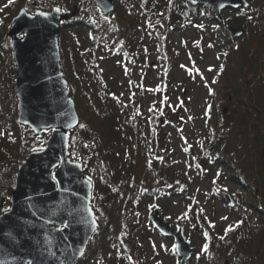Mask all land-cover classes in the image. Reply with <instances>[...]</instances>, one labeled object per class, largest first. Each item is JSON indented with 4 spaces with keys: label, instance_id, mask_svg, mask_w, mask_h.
<instances>
[{
    "label": "rangeland",
    "instance_id": "obj_1",
    "mask_svg": "<svg viewBox=\"0 0 264 264\" xmlns=\"http://www.w3.org/2000/svg\"><path fill=\"white\" fill-rule=\"evenodd\" d=\"M247 1L257 29L259 22L264 23L260 15L262 5L259 7L254 0ZM134 3L137 1H132ZM114 5L116 9L109 17L111 21L114 16L120 19L115 13L121 7L128 19L132 17L136 21L129 39L130 56L136 58V65L124 63L123 59L115 56L114 52L108 53L106 49L96 54L98 68L93 72L88 64L91 58H86L85 49L89 46L86 29L75 32L81 46L70 40L64 48L60 45L62 65L69 63L64 73L69 82L70 95L80 116V124L70 137V157L83 164L88 178L93 182L92 206L97 219L107 216L113 202H117L125 193L139 194L144 187L167 189L169 195L165 197L159 194L130 204L135 228L130 227V238L122 241L124 245H132L128 260L132 264H180L179 257L172 251L174 243L170 238L163 237L151 223V215L156 208L152 206L158 205L160 215L174 229L178 225L182 226L186 238L196 249L188 264H209L208 259H212L211 264H237V253L229 251L227 246L235 241V234H230L237 232L240 212L228 210L227 202L217 195L229 190L234 193L236 188L229 180L223 182L220 179L223 170L217 164L205 165V160L210 161V158L203 159L204 146L210 141L209 133L216 130L209 114L211 109L216 107L218 116L230 121L243 113L233 97L227 99V87L232 81L231 71L230 74L225 73V56L230 36L225 33L227 40L222 39V33L211 27L215 21H192L196 27L172 29L167 36L169 38L163 40L165 44L161 50V34L158 31L173 27V21L186 13L185 3L180 0H163L162 5L169 7L168 12H162L163 19L159 17L157 21L149 16L146 18L140 9H130L124 0H114ZM56 7L68 16L66 22L78 14L89 22L94 21L98 13L92 0H11V3L9 0H0V42L6 39L4 46L11 44L8 33L13 27V18L22 8L33 14L36 10L49 12ZM129 11H134V14L129 15ZM236 12L227 9L222 14L228 26L243 28L239 24L243 22L244 16ZM158 20L162 26L165 25L163 28L156 26ZM72 24V21L68 23L66 30L62 27L61 34L72 29ZM244 36L234 39L236 55L231 54L229 59L238 58V66L248 71L249 80L255 77L256 70L261 71L264 78V57L259 64L254 62L252 49L244 44ZM0 49L4 53L0 55V133H3L0 135V208L6 204L9 208L10 200L7 203L6 200L12 195L18 166L33 151V146L41 144V139L35 133L25 131L22 144L13 142L15 134L11 118L16 109L18 111L15 68L7 65V57L11 62L8 52L2 46ZM78 54L79 58H76ZM171 54L176 57L172 59ZM103 78L107 89L105 86L100 87ZM220 86L221 91L218 89ZM109 95L115 96V99H110ZM95 111L99 112V118L95 123L88 124L87 118ZM160 122L162 124L159 127ZM221 130L233 143L237 142V136L242 133L240 126L235 127V134L227 127ZM126 140L138 141L144 150L156 152L157 159L163 161L164 158L167 168L156 176L153 171L145 169L135 181L130 174L133 160L126 155V161H122L116 155L122 151ZM238 151L245 152L242 144ZM250 154L245 159L247 167L251 168L249 171L255 166L251 151ZM157 159L153 161L154 166L155 163L159 164ZM98 160L100 162L97 163ZM172 178L180 184L171 183ZM242 178H245L244 175ZM215 181L216 187L213 186ZM186 212L187 218L178 219ZM209 222L214 227H210ZM230 225L234 230L225 234V229ZM205 232L210 238L208 241ZM219 235H223L224 239L221 240L225 241V247L217 248V252L211 255L213 258H208L201 249L207 243L209 250L213 236L217 238ZM110 243L107 250L109 257H114L117 264H124L126 258L120 244L113 241ZM90 264L99 262L95 260Z\"/></svg>",
    "mask_w": 264,
    "mask_h": 264
},
{
    "label": "water",
    "instance_id": "obj_2",
    "mask_svg": "<svg viewBox=\"0 0 264 264\" xmlns=\"http://www.w3.org/2000/svg\"><path fill=\"white\" fill-rule=\"evenodd\" d=\"M188 1L208 7L221 25H226L223 10L248 8L250 5L247 0ZM93 2L105 16L115 10L114 0ZM221 4L225 7L221 8ZM40 13H47V16ZM66 19L61 11L37 10L30 14L22 9L12 20L13 28L8 33L12 38L16 64L18 123L29 127L41 138L45 136L46 128H56L57 131L47 139L43 151L31 152L18 167L11 212L0 214V264H26L28 260L33 264H62V261L64 264H76L99 228L91 205L93 184L87 179L83 165L72 161L69 156L70 135L78 126L80 117L61 64L59 37L61 22ZM226 30L234 38L243 34L242 29L226 27ZM22 34L24 36L19 37ZM63 189H70L71 193L78 195ZM89 210L98 225L95 232L91 230ZM64 220L72 221L71 227L63 234L57 233L55 226ZM151 221L162 235L175 240L179 246L176 253L180 264H187L196 250L187 240L183 227H179L180 231L174 230L158 208L154 210ZM46 237L55 239L49 244ZM63 237H67V242ZM81 248L84 249L82 256L77 254L74 259H68ZM126 249L128 253L132 252L130 243L126 244Z\"/></svg>",
    "mask_w": 264,
    "mask_h": 264
},
{
    "label": "trees",
    "instance_id": "obj_3",
    "mask_svg": "<svg viewBox=\"0 0 264 264\" xmlns=\"http://www.w3.org/2000/svg\"><path fill=\"white\" fill-rule=\"evenodd\" d=\"M124 1L128 4L130 9H140L141 13H143L146 18L149 16L152 20L154 19L156 21L159 17V19L162 20L164 17L162 16V12L167 13L169 8L168 6L162 5L163 0H157V2L151 0H144L145 2H141L136 0V4H132V1L135 2V0ZM180 1L187 5L185 8L186 13L183 14V16H178L177 19L173 21L172 28L167 29L165 27L167 30L163 31L162 29V31H158L159 34L164 36L162 37L160 35L159 37L161 40V50L165 44L163 43L165 42L163 40L169 38L167 36L172 29L174 30L178 27L182 28L186 26L196 27L192 21H200V23L203 19L214 21V16L208 8L200 5L194 6L186 0ZM254 2L258 4V6L262 5L260 15H262L264 22V0H254ZM129 8L127 9L129 10ZM96 9L98 10V13L94 18V21L89 22L84 16L79 14L74 18H70L67 22L65 21L62 27H64V29L67 28L68 23L72 21V29L68 32H62L60 35V45L64 48L65 43L70 40L81 46L79 39L75 37V32L86 29L89 41V46L85 49L87 51L86 58H91V60L88 61V64L93 72L97 71L98 68V63L95 58L96 54L99 51L106 49L108 53L114 52L115 56L124 60V63L135 65L137 63L135 61L136 58L132 59L130 56L129 45L131 31L136 25V21L133 20L134 18L129 16L131 19H128L125 13L122 12L121 7L119 8V11H116L118 13H115L120 19L114 16L111 21L109 17L112 14L110 16H104L98 8ZM238 13L244 16V18H242L244 23L241 22L239 24V26L245 28L244 44L252 49L251 55L255 57L254 62L259 64V62H261L260 60L264 57V23L262 24L259 22L256 29V26L254 25L255 23L253 22V16L251 17L250 15V9H239L237 11V14ZM128 14L133 15L134 11H129ZM105 17H107V19H105ZM249 17H251V19H249ZM162 25L161 21L158 20L156 26L163 28L165 25ZM212 27L218 29L221 33L223 32L222 27L216 23H214ZM5 40L0 42V46H2L4 51L8 52L11 62H9L7 57V65L10 67L13 66L14 69L15 63L11 47L10 44H8L7 47L4 46ZM228 41L229 45L227 46L225 56L227 60L225 73L228 72V74H230L231 71L230 75L232 81L229 87H227L229 88L227 99L230 100V98L233 97L237 106L243 110V113L240 114L237 119L230 121L224 120L221 115L219 117L216 107L210 112L213 127H215L216 130L213 133H209L210 141L204 146L203 159L210 158V161L206 160L210 165L217 164L221 168L220 170H223L220 179L223 182H228L229 180V182L236 188L234 193H230V190L229 192L223 191L220 194L217 193L222 201H225V195L229 194L235 202V205L232 206L230 203H227L228 210L236 213L240 212L239 222L241 223H239V226L236 228L237 232L230 234H235V241L231 242L229 244L230 246H227L229 251L237 253V264H264V78L261 75V71L256 70L255 77L252 80L248 79V71L243 67L238 66V58L236 57L233 59L231 57L229 59L231 54L236 55V47L234 46L235 41L232 38ZM2 54L4 55L0 49V55L3 56ZM79 55L80 54L76 55V58H79ZM171 57L173 59L176 55L171 54ZM68 64L69 63L64 64L63 71H67ZM244 73L245 76H243ZM91 75L93 76L92 73ZM101 86H105L104 78L100 82V87ZM105 88L107 89V86H105ZM219 89L221 91V86ZM109 96L110 99H115V96ZM17 113L18 111L16 109L15 115L11 118V127L15 134L14 136H16H13V142H20L22 144L25 140L24 132L31 130H24L20 127L16 120ZM99 115V112L95 111L87 118V123H95L94 121L99 118ZM112 123L114 125V122ZM237 126L242 128V133L237 136V142L233 143L232 139H229L221 129L227 127L229 130L232 129L231 131H234L235 134V127ZM50 133L51 132H46V136H49ZM225 138L228 139L225 141ZM167 139H169L168 136ZM39 142H41V144L33 146V149L43 146V140H39ZM240 144H242V148L245 152L238 151ZM250 151L253 158H255V166L251 171H249L251 168L247 167L245 160L249 158ZM155 153L156 152H148L144 150L138 141L131 142L130 140H126L122 147V151L116 155L119 156L122 161H126V155L133 160L131 163L132 172H130V174H132L136 181L138 175H140L145 169V171H153V175L156 176L167 168L164 158H162L163 161L159 160L160 158L157 159ZM155 159L159 161V164L155 163L154 166L153 161ZM99 160L97 163L100 162ZM242 175H244V179L242 178ZM216 185L215 181L213 186L216 187ZM166 190L167 189L158 188L146 189L144 187L139 194L136 193L131 195L125 193L121 199L117 202H113L108 215L99 218L100 229L92 239L85 256L77 264H90V262H94L95 260H98L99 264H117L116 259L114 257L110 258L107 253L108 247L111 244L110 242L112 241L120 244L121 250L125 256L124 258H126L124 264H132L128 260L129 255L122 243L124 238H130V227L133 226L135 228V225H133L132 222L130 204H136L144 197H156L159 194L162 196L169 195L166 193ZM8 200H10V197H7L6 203ZM4 208H8L7 204ZM4 208H0V210ZM222 236L223 235H219L217 238L213 236L214 241L212 238L209 244V250H207L208 253L204 252V255H207L209 258V256L217 252V248L223 249L225 247V241L220 239ZM170 240L173 242V239ZM211 260L212 259H208V262H210L209 264L213 263Z\"/></svg>",
    "mask_w": 264,
    "mask_h": 264
},
{
    "label": "snow or ice",
    "instance_id": "obj_4",
    "mask_svg": "<svg viewBox=\"0 0 264 264\" xmlns=\"http://www.w3.org/2000/svg\"><path fill=\"white\" fill-rule=\"evenodd\" d=\"M192 2L195 3L196 0H192ZM9 3H11V0H9ZM220 7L223 8V7H225V5L221 4ZM54 11H55V12H60L61 9H60V8H56V9H54ZM40 15L47 16V13H40ZM105 19H107V17H105ZM249 19H251V17H249ZM200 27H202V25H201ZM145 51H146V50H145ZM182 67H184V66L182 65ZM209 70L211 71V69H209ZM130 83H131V82H130ZM113 95H114V94H113ZM114 98H115V97H114ZM152 110H153V109H149V111H152ZM49 130L52 131V132L57 131L56 128H50V129L46 128V129H45V131H49ZM0 135H3V133H0ZM43 150H44L43 146H40V147H38V148H34V149H33V151H43ZM186 150H187V149H186ZM55 179H56L55 174H53V180H55ZM89 182H90V181H89ZM63 191H65V192H69L70 194H73V195H78V193H71V190H70V189H63ZM152 207H158V205H155V206H152ZM0 211H3L4 213H9V212H11V208H4V209H2V210H0ZM73 215H75V214H73ZM89 218L91 219V230H92L93 232H95V231L97 230V228H98V225L96 224V221H95L94 215L91 213V210H89ZM185 218H187V212H186L182 217H178V219H185ZM223 219H226V217L223 218ZM48 222H49V223H54V221H48ZM71 223H72V221L64 220V221H62L59 225H56V226H55V231H56L57 233H61V234H63V233L65 232L66 229H68L69 227H71ZM239 223H241V222H238L237 226H239ZM209 226H210V227H214V225L211 224V222H209ZM180 230H181V229L177 228V231H180ZM233 230H234L233 226L230 225L227 229H225V234H227V232H229V231H233ZM204 236H205L206 241H208V240L210 239L209 236H208V233H207V232L204 233ZM46 239H48V243H49V244H52V242H53V240H54L55 238H54V237H52V238H47V237H46ZM63 239L67 242V237H63ZM220 239H224V237H220ZM189 243H190V241H189ZM67 246H68L69 248L72 247L71 244H67ZM161 247H165V246H164V245H161ZM153 248H155V244H153ZM165 250L167 251L168 249L165 247ZM207 250H208V244L205 243V245H204V247L201 249V251H202V252H207ZM172 251H173L174 253H175V252H178V251H179V246L174 244V245L172 246ZM77 254L82 256V255L84 254V249L81 248V249L76 250V252L73 253L72 257H69L68 259H74L75 256H76ZM52 255L55 256V252H53ZM26 264H33V261H32V260H28V261H26ZM62 264H64L63 261H62ZM177 264H179V262H177Z\"/></svg>",
    "mask_w": 264,
    "mask_h": 264
}]
</instances>
